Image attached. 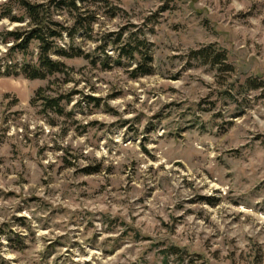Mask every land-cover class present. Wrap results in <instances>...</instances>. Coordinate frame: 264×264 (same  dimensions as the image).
<instances>
[{"label": "rangeland", "instance_id": "rangeland-1", "mask_svg": "<svg viewBox=\"0 0 264 264\" xmlns=\"http://www.w3.org/2000/svg\"><path fill=\"white\" fill-rule=\"evenodd\" d=\"M78 15L90 29L50 51L64 71L30 79L38 42L9 50L28 18L0 0V264H264V0L88 1ZM119 33L145 42L149 73L140 55L117 62ZM208 46L222 63L194 53Z\"/></svg>", "mask_w": 264, "mask_h": 264}, {"label": "trees", "instance_id": "trees-1", "mask_svg": "<svg viewBox=\"0 0 264 264\" xmlns=\"http://www.w3.org/2000/svg\"><path fill=\"white\" fill-rule=\"evenodd\" d=\"M90 1L92 4H96L102 0H51L53 3V7L55 8H65L69 13L73 14L75 12L74 19L75 24L73 28L61 26L59 23L53 21L50 16L49 8H44L43 3H33L29 0H19L20 6L25 10L26 16L28 18L27 27L25 29H15L12 31H8L5 33L3 40H12V45L10 47V51L13 50H27L31 41L35 40L38 42L39 52L37 55V63L31 65L29 63H23L21 65L22 70L25 75L30 79L35 78H45L48 74H53L55 72L64 71V64L60 61L52 59L50 56V51L56 46V39L62 38V33L65 32L66 35L73 39L74 35L80 31H87L90 29L91 22L90 21H82L78 12L80 10V6ZM23 17L15 19L16 21H22ZM112 46L116 47L117 51V62H120L122 58L125 59H133L136 55L141 56L142 62L136 66L137 69H142L141 74L149 73V69L143 67L145 64L149 66V62L151 61V57L147 55L146 51H142L141 47L146 48L145 42L138 38H123L122 33L117 34L115 39L110 41ZM106 44L98 47L103 54H105L106 58L108 55L106 54ZM72 52L70 55L64 51V54L67 56H79L81 55V51H74L73 47H70ZM212 46L204 47L194 51L195 54L200 55V58L204 62H209L211 64L222 63L225 59V55L221 52H213L210 49ZM229 68V67H228ZM248 84L251 88H257L260 82H256V80L248 81ZM44 98V96H40ZM46 103L49 107L60 110L59 97L47 98Z\"/></svg>", "mask_w": 264, "mask_h": 264}]
</instances>
